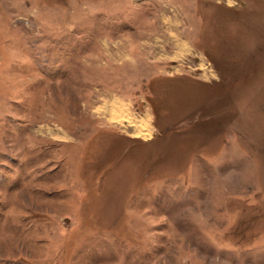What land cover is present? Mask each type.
I'll list each match as a JSON object with an SVG mask.
<instances>
[{
    "label": "rangeland",
    "instance_id": "374dc122",
    "mask_svg": "<svg viewBox=\"0 0 264 264\" xmlns=\"http://www.w3.org/2000/svg\"><path fill=\"white\" fill-rule=\"evenodd\" d=\"M0 264H264V0H0Z\"/></svg>",
    "mask_w": 264,
    "mask_h": 264
}]
</instances>
